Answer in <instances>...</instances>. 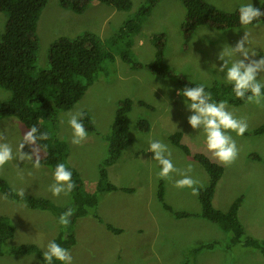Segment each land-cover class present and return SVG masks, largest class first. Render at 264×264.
I'll return each mask as SVG.
<instances>
[{"label": "rangeland", "instance_id": "374dc122", "mask_svg": "<svg viewBox=\"0 0 264 264\" xmlns=\"http://www.w3.org/2000/svg\"><path fill=\"white\" fill-rule=\"evenodd\" d=\"M131 11H121L94 1L85 12L76 13L61 6L60 0H49L37 27V66L50 68L49 52L51 44L61 36L77 37L85 32L97 34L104 42L115 36L124 23L134 15L146 0H132ZM226 11L238 10L241 4L260 8L264 0H207ZM186 17V7L181 0H161L152 14L144 21L141 32L134 38L133 51L142 63L154 60L156 46L154 33L166 34L165 59L172 76L159 77L145 68L133 69L121 59V47L108 48L116 55L115 61H106L95 82L84 97L70 110L60 111L57 127L52 128L44 121L48 131H52L69 147L68 162L76 167L83 178L86 190L93 192L100 178V168L109 154L107 136L117 117L120 102L131 98L134 107L128 114L130 119L129 143L118 160L109 166V179L118 187L132 188L133 192L116 190L101 195L97 212L102 221L93 215L77 218L72 223L75 211L71 193L53 196L49 186L54 183L50 166L34 167L36 148L39 158L43 151L37 145L25 144L22 151L32 154L33 159L18 158L20 144L28 131L17 117L0 119V143L12 147L14 159L0 168L3 177L14 191H24V195L44 197L58 206H68L72 210L67 226L59 223V218L51 211L32 209L24 202L16 201L0 191V216H7L16 228L15 236L0 244L5 254L0 255V264H44L40 256L32 254H11L10 250L20 244H36L43 253L50 241L60 236L61 244L73 230L76 243L68 250L72 264H264V254L243 245L229 247L230 234L217 224L200 216L177 218L165 208L158 192L163 182L165 202L174 211L201 212L199 194L193 195L190 188H177L175 180L179 173H171L170 179L158 177L160 165L153 159L149 141L158 140L168 146L170 159L177 169L192 171L187 174L198 180L201 188L210 181L207 170L171 141L176 132L183 133V140L193 153H205L218 161L207 150L202 129H193L188 123L192 112L184 103L185 97L177 90L191 88L190 83L211 86L227 83L225 72L219 71L223 63L220 53H225L230 67L241 59L239 53H231L236 43L249 34L246 48L255 50L253 59L264 56V21L243 27L217 29L208 25L200 26L189 39L184 37L182 24ZM7 15L0 11V35L4 33ZM107 40V41H106ZM181 76V77H179ZM257 79L264 83V72ZM189 82V83H187ZM12 92L0 87V102L9 99ZM140 102H145L141 105ZM227 108L237 118H244L248 129L242 136L229 134L236 141L239 154L235 162L224 166L214 197L218 209L227 211L238 198H243L238 217L246 234L264 239V134L253 131L264 124V106L245 102ZM89 112L95 130L87 131V137L79 145L71 143L73 130L68 124L69 114ZM150 123V130L139 127V121ZM45 120V119H44ZM219 162V161H218ZM107 224L120 228L121 232L108 229ZM218 241L213 249L204 248L190 255V251L206 243Z\"/></svg>", "mask_w": 264, "mask_h": 264}, {"label": "trees", "instance_id": "16d2710c", "mask_svg": "<svg viewBox=\"0 0 264 264\" xmlns=\"http://www.w3.org/2000/svg\"><path fill=\"white\" fill-rule=\"evenodd\" d=\"M48 1L0 0V11L7 15L5 31L0 35V87L12 92L9 99L0 102V119L17 117L28 130L35 126L38 129V136L40 133H46L47 139H37L36 141V145L43 151V157L39 158L40 164L50 166L54 172L57 164L64 163L72 171V180L76 185L71 192L75 205L72 223H75L77 218L86 215H93L102 221L97 212L102 194L116 190L129 193L134 191L132 188H121L112 183L108 173L109 166L118 160L130 141L128 138L130 124L128 114L134 107V100L127 98L120 102L112 130L106 137L109 142V154L100 168V178L93 192L86 190L80 171L69 164V147L66 141L60 139L52 131L47 132L48 128L43 123L49 121L52 128H56L60 111L72 109L84 97L89 87L95 82L99 72L104 68V62L111 61L113 63L115 61L116 55L108 46L121 47L119 51L121 59L133 69L145 68L159 77L173 75L165 59L167 44L165 33L160 32L152 35L156 46L153 61L144 64L138 60L133 51L134 38L141 32L144 21L152 14L161 0H146L134 15L124 23L119 32L108 41L106 40L107 42L91 32H85L74 38L59 37L50 47V68L43 69L37 66L39 39L37 27ZM94 1L105 3L121 11L133 9L132 0H60V4L76 13H83ZM181 1L186 7V17L182 24V32L186 39H189L202 25L224 30L244 26L239 23L238 10L226 11L207 0ZM259 9L264 11V3ZM263 21L264 17H261L258 21L254 20L250 25L259 24ZM190 85L196 87L201 84L190 83ZM205 91L211 93L212 100L215 102L223 100L236 106L246 102V100L235 97L232 85L229 83H214L211 86H205ZM140 103L145 105V102ZM82 122L86 131L95 130L89 112H84ZM139 127L144 131L151 128L149 121L145 119L139 121ZM253 133L256 135L264 134V124L256 128ZM171 141L207 170L210 181L206 187L199 191L202 207L200 213L174 211L165 202V191L163 182H161L158 196L165 208L177 218L200 216L217 224L222 230L230 234L229 247L241 244L246 248L257 249L264 254V239L247 235L239 220L238 212L243 198L236 199L227 211L218 209L214 204L216 188L224 174V166L205 153H193L189 146L184 143L182 132L174 133L171 136ZM0 191L16 201L26 203L32 209L51 211L58 218L62 213L71 209L68 206H58L48 198L20 196L1 176ZM107 227L115 232L122 231L110 224H107ZM15 232L16 228L10 219L4 215L0 216V244L12 239ZM67 236L64 244H61L60 236L52 241L69 249L76 243L77 238L73 230ZM219 244L218 241H214L195 247L190 251V255L204 248L213 249ZM10 253L21 255L36 253L45 264L43 253L36 244L16 245L11 248ZM3 254H5L4 251L0 249V255ZM190 263L188 257L184 264ZM53 264H63V262L54 259Z\"/></svg>", "mask_w": 264, "mask_h": 264}, {"label": "clouds", "instance_id": "9594fccd", "mask_svg": "<svg viewBox=\"0 0 264 264\" xmlns=\"http://www.w3.org/2000/svg\"><path fill=\"white\" fill-rule=\"evenodd\" d=\"M238 12L239 23L244 26L264 17V11L254 7L252 3L241 4ZM248 36L249 34L245 32L243 38L232 48L231 53H228V55L239 53L242 57L232 62L230 67L228 60L225 59V53L219 54V59L223 61L219 66V71L225 72V80L232 85V91L236 98L264 106V92H262L264 83L257 79L258 74L264 72V56H260L258 60L252 58L257 55V52L246 48L245 45L249 42ZM177 94L185 97L184 103L192 112V115L188 117V123L193 129H202L207 150L221 164L225 166L233 164L238 157L239 149L236 141L229 133L235 132L237 136H242L248 129L246 119L237 118L233 112L229 111L227 101H213L211 93H206L203 84L183 90L178 89ZM69 116L68 124L73 130L71 143L79 145L87 137V131L82 122L84 113L77 112L76 114H69ZM37 133L38 129L33 126L24 134L18 153V158L21 161L33 159L32 154H26L22 151L25 144L36 145L37 139H47L46 133H40L39 136ZM0 139H3L2 134H0ZM148 150L154 153L153 159L160 165V171L157 174L159 178L170 179L171 173L177 172L182 178L175 180L174 186L180 189L190 188L193 195L199 194L197 185H200V182L187 174L192 171L191 165L186 170L177 169L170 159L171 152L168 146L158 140H150ZM32 152L36 153L33 166L38 168L40 167L38 151L33 147ZM13 159L12 147L8 143H0V168ZM53 180L54 183L49 186L53 196H59L61 193L67 195L76 187L72 180V171L64 163L56 165ZM17 194L23 196L24 191L20 190ZM71 215V209L62 213L59 217V223L67 226ZM43 257L45 264H53L54 259L63 262V264H72L73 259L69 250L55 241L48 243L47 249L43 251Z\"/></svg>", "mask_w": 264, "mask_h": 264}]
</instances>
